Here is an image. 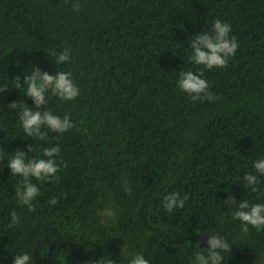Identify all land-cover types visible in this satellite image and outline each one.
<instances>
[{"label": "trees", "instance_id": "trees-1", "mask_svg": "<svg viewBox=\"0 0 264 264\" xmlns=\"http://www.w3.org/2000/svg\"><path fill=\"white\" fill-rule=\"evenodd\" d=\"M79 3L75 11L65 0H0V264L24 253L32 264H91L105 255L129 264L136 254L149 264H192L208 233L232 246L222 264H264V229L243 232L224 202L264 203V175L253 167L264 158V0ZM213 19L230 24L239 47L227 67L204 69L219 99L193 102L178 74L203 68L190 61L189 45ZM66 48L70 61L55 65L47 52ZM35 66L71 73L80 89L71 101L47 94V110L70 114L75 127L43 129L44 141L28 137L8 108H35L27 86L14 82ZM56 145L58 180H33L40 194L29 211L7 159L29 146V158H39ZM248 173L258 175L257 192L243 185ZM171 192L187 197L184 208L163 207ZM13 211L19 222L9 226Z\"/></svg>", "mask_w": 264, "mask_h": 264}, {"label": "clouds", "instance_id": "clouds-1", "mask_svg": "<svg viewBox=\"0 0 264 264\" xmlns=\"http://www.w3.org/2000/svg\"><path fill=\"white\" fill-rule=\"evenodd\" d=\"M65 3H70L75 11L80 10L79 0H75V2L65 0ZM211 23V31H198L189 45L192 50L190 61L197 66L202 65L203 68L198 72L181 70L178 74V89L186 93L193 102H211L219 99L209 90L208 81L203 78L204 69L227 67L229 60L235 56L239 47L237 38L230 35L232 31L230 24L220 19H213ZM47 53L48 56L56 57L55 65L69 62L71 59V50L67 48L59 53L55 50ZM14 82L16 89L27 86L24 94L30 97L35 104V108L24 107L22 105L27 103L21 101H14L8 105L9 109L18 112L19 122L28 137L44 141L47 132L43 129L63 134L75 127L70 114L66 113L61 117L47 110V94L49 92L61 101L75 100L80 95V89L71 73L57 71L55 74H50L35 66L31 74L24 76L23 81L17 76L14 78ZM6 89L7 86L0 88V92H4ZM34 151H36V147L32 146H29L27 152L17 149L15 153H12L11 158L7 159V166L10 168L12 176L22 177L21 182L17 185L16 197L19 204L26 206L29 211H34L33 201L40 194L39 187L33 183V180L41 183L57 181V173L60 170V164L55 158L61 151L58 145L44 147L43 155L39 158H29V153ZM3 155H6V152L0 147V156ZM61 163L64 162L61 161ZM253 167L257 174L264 175V158L256 160ZM257 174L248 173L243 177L245 182L243 185L246 189H251L253 192L258 191L256 187ZM124 190L128 193L132 191L127 181L124 183ZM58 199V197L50 198L49 203L55 205ZM186 199V196L181 197L178 192H171L163 197V207L168 212H173L177 208L182 209ZM224 202L232 207V219L240 222L243 232H248L249 226L258 231L264 229V203L250 204L244 199L237 204L235 197L231 195ZM234 205L236 207H233ZM10 216L9 226L19 222L15 211ZM208 234L207 247L200 246V250L194 254L192 264H222L224 259L222 253L232 250V246L222 236ZM13 264H32V257L27 253L16 254ZM91 264H116V261L111 258V255H105ZM129 264H149V261L142 254H136L131 257Z\"/></svg>", "mask_w": 264, "mask_h": 264}, {"label": "water", "instance_id": "water-1", "mask_svg": "<svg viewBox=\"0 0 264 264\" xmlns=\"http://www.w3.org/2000/svg\"><path fill=\"white\" fill-rule=\"evenodd\" d=\"M201 238L203 240V243L207 244V240L209 239V235L203 234Z\"/></svg>", "mask_w": 264, "mask_h": 264}]
</instances>
